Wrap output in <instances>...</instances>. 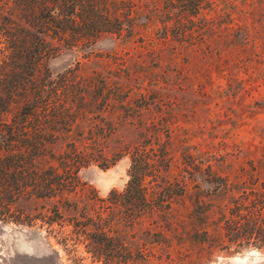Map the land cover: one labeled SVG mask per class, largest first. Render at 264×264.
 Returning <instances> with one entry per match:
<instances>
[{
    "label": "trees",
    "instance_id": "16d2710c",
    "mask_svg": "<svg viewBox=\"0 0 264 264\" xmlns=\"http://www.w3.org/2000/svg\"><path fill=\"white\" fill-rule=\"evenodd\" d=\"M139 2L0 0V221L30 227L38 220L48 235L55 225L58 243L82 245L102 264H191L243 248L264 251L260 167L223 166L185 153L178 178L171 179V133L144 122L145 96L128 116L139 122L134 140L109 150L103 140L112 128L90 122L85 133L78 124L83 118L75 103L84 80L78 67L48 71L49 60L87 51L102 34H133ZM212 5L153 0L142 8L162 42L211 54V22L203 12ZM227 37L234 52L251 42L240 29ZM124 157L128 181L121 192L100 199L81 182L82 170L108 169Z\"/></svg>",
    "mask_w": 264,
    "mask_h": 264
},
{
    "label": "rangeland",
    "instance_id": "374dc122",
    "mask_svg": "<svg viewBox=\"0 0 264 264\" xmlns=\"http://www.w3.org/2000/svg\"><path fill=\"white\" fill-rule=\"evenodd\" d=\"M152 1L140 0L129 37L102 34L89 50L65 51L47 62L52 75L78 67L84 78L81 100L75 103L83 118L78 124L85 133L90 122L112 128L114 134L103 140L109 150L121 141H133L139 122L128 116L143 95L150 104L143 111L144 122L159 123L171 133V179L178 178L187 153L223 161V166L247 167L251 162L262 169L264 182V0H211L212 7L203 12L211 22L206 33L211 54L162 42L157 27L144 20L142 7ZM238 29L251 42L234 52L227 34ZM223 54L228 62H223ZM128 167L124 157L108 169L82 170L79 177L104 199L111 191H122ZM46 229L38 220L30 227L0 221V264H102L82 245L58 243L57 226L49 235ZM191 264H264V251L243 248L239 254H216Z\"/></svg>",
    "mask_w": 264,
    "mask_h": 264
}]
</instances>
